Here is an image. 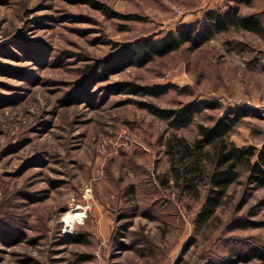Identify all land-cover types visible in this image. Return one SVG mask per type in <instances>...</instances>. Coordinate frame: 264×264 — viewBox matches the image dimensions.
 I'll return each mask as SVG.
<instances>
[{"label": "rangeland", "instance_id": "1", "mask_svg": "<svg viewBox=\"0 0 264 264\" xmlns=\"http://www.w3.org/2000/svg\"><path fill=\"white\" fill-rule=\"evenodd\" d=\"M254 4L242 15L264 11V0ZM232 5L0 0V264H223L264 247V228L232 227L239 217L264 223V188L248 187L243 172L225 206L199 228L206 189L198 200L177 188L166 152L173 135L191 143L201 125L236 112L242 122L229 141L263 145L264 34L231 27L145 67L92 83L87 77L102 71L116 44L158 42ZM259 17L264 24V12ZM123 83L178 89L145 98ZM193 101L209 108L176 130L142 106ZM78 205L86 218L66 229L63 220Z\"/></svg>", "mask_w": 264, "mask_h": 264}, {"label": "trees", "instance_id": "2", "mask_svg": "<svg viewBox=\"0 0 264 264\" xmlns=\"http://www.w3.org/2000/svg\"><path fill=\"white\" fill-rule=\"evenodd\" d=\"M231 1L235 5L230 6L227 11L209 12L203 17L202 22L183 25L166 39L158 42L147 37L126 45L116 44L114 53L103 60L102 71L100 73L93 69L89 71L88 83L108 79L112 73L131 65L145 67L154 59L172 54L188 43L199 48L205 42L211 41L217 33H226L231 27L264 34V26L256 16L241 15L242 6H250L254 0ZM4 68L0 62V71H4ZM122 86L130 95L145 98H161L178 89L173 84L144 88L134 83H123ZM86 92L85 87L76 91L75 101ZM142 106L167 122L174 130L189 127L197 115L209 108L205 103L194 101L175 109H160L151 103ZM242 115V112H236L233 116L227 114L220 117L212 126L201 125L199 137L191 143L177 135H173L167 142L166 152L172 166L171 174L175 186L185 195L198 200L202 199V191L206 189L201 210L195 219L199 228L207 225L225 206L230 189L240 180L243 172L246 173L248 187L264 188V142L257 148L239 147L229 141V135L242 122ZM164 182L169 181L166 179ZM244 202L245 200L238 206L239 210L242 209ZM232 222L233 229L264 228V223L250 222L241 217ZM253 261L264 264V247H253L247 254L239 255L223 264H250Z\"/></svg>", "mask_w": 264, "mask_h": 264}, {"label": "bare ground", "instance_id": "3", "mask_svg": "<svg viewBox=\"0 0 264 264\" xmlns=\"http://www.w3.org/2000/svg\"><path fill=\"white\" fill-rule=\"evenodd\" d=\"M82 207L81 206H77L76 209L72 210L71 212H69V214H66L65 218H64V223H65V227L66 229H71L73 230L74 225L79 222L82 224V222L85 220L86 218V213L83 211H79Z\"/></svg>", "mask_w": 264, "mask_h": 264}, {"label": "crops", "instance_id": "4", "mask_svg": "<svg viewBox=\"0 0 264 264\" xmlns=\"http://www.w3.org/2000/svg\"><path fill=\"white\" fill-rule=\"evenodd\" d=\"M256 2H258V0H254L253 1V3L249 6V5H246V6H248V7H253V5H255L254 3H256ZM245 6V5H244ZM243 7V6H242ZM242 11H243V9L241 10V15H242ZM264 11H263V9H259V11L258 12H251V13H249V14H245V15H242V16H247V15H252V16H256V18L257 19H259L261 22H262V20L260 19V17H259V15H260V13H263ZM263 24V23H262ZM263 26H264V24H263Z\"/></svg>", "mask_w": 264, "mask_h": 264}, {"label": "built area", "instance_id": "5", "mask_svg": "<svg viewBox=\"0 0 264 264\" xmlns=\"http://www.w3.org/2000/svg\"><path fill=\"white\" fill-rule=\"evenodd\" d=\"M264 112V109H263ZM196 264H204V261L197 262Z\"/></svg>", "mask_w": 264, "mask_h": 264}]
</instances>
